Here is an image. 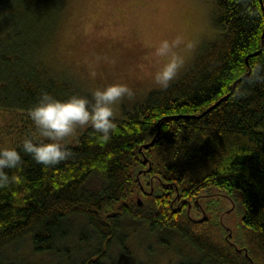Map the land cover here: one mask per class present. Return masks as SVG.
Here are the masks:
<instances>
[{
  "label": "trees",
  "instance_id": "16d2710c",
  "mask_svg": "<svg viewBox=\"0 0 264 264\" xmlns=\"http://www.w3.org/2000/svg\"><path fill=\"white\" fill-rule=\"evenodd\" d=\"M64 2L0 0V109L21 108L30 122L28 109L41 90L91 99L42 59ZM213 2L216 38L180 79L149 91L116 118L108 142L88 127L67 145L72 155L60 164L44 167L21 153L22 166L5 170L17 182L0 189V264H102L105 246L124 243L126 218L185 239L194 254L174 264H264V0ZM93 173L104 183L87 189ZM213 187L242 207L233 235L198 206L197 196ZM72 215L90 226L80 228L81 239H97L82 259L46 263L5 255L10 242L29 234L32 250L70 259L56 243L69 235Z\"/></svg>",
  "mask_w": 264,
  "mask_h": 264
},
{
  "label": "rangeland",
  "instance_id": "374dc122",
  "mask_svg": "<svg viewBox=\"0 0 264 264\" xmlns=\"http://www.w3.org/2000/svg\"><path fill=\"white\" fill-rule=\"evenodd\" d=\"M215 15L213 0H65L56 27L44 42L46 58L42 59L87 92L117 81L127 83L133 88L135 99L119 104L116 109L119 118L134 103L143 102L149 91L160 89L152 80L164 62V58L154 54L159 43L164 40L172 43V51L183 60L175 82L193 65L206 43L218 35ZM91 73H95L94 78ZM33 127L25 110L1 108L0 146L19 144ZM84 129L78 128L64 143L76 144ZM148 178L156 182L155 177ZM103 183V177L93 173L83 186L97 189ZM136 197L140 198L141 193ZM197 200L203 214L217 217L232 235L236 232L242 215L239 203L233 204L218 187L202 190ZM194 207L191 203L190 214L197 216ZM70 219L69 235L56 243L70 259L66 260L57 250H32L29 234L10 242L5 255L46 263L82 259L96 246L97 239L80 238L82 226L90 230L83 216L72 215ZM123 221L128 235L124 243L112 240L105 246L106 258L102 264H174L184 253L194 251L171 229L151 232L143 221L130 218Z\"/></svg>",
  "mask_w": 264,
  "mask_h": 264
},
{
  "label": "clouds",
  "instance_id": "9594fccd",
  "mask_svg": "<svg viewBox=\"0 0 264 264\" xmlns=\"http://www.w3.org/2000/svg\"><path fill=\"white\" fill-rule=\"evenodd\" d=\"M173 46L164 40L155 49L154 54L164 58V62L152 80L161 89L170 86L183 65V60L172 51ZM90 75L95 77V73ZM89 93L91 99L80 94L58 98L47 90H41L37 101L28 109L33 130L19 144L0 146V189L17 182V177L9 176L5 170L22 166L21 153L29 155L36 164L52 167L71 157V149L64 141L78 128L90 127L103 142L112 138L116 132V109L120 103L135 99L133 88L117 81L90 89Z\"/></svg>",
  "mask_w": 264,
  "mask_h": 264
},
{
  "label": "water",
  "instance_id": "95a60500",
  "mask_svg": "<svg viewBox=\"0 0 264 264\" xmlns=\"http://www.w3.org/2000/svg\"><path fill=\"white\" fill-rule=\"evenodd\" d=\"M263 34H264V32H263ZM150 143H151V141H150ZM147 145V144H146Z\"/></svg>",
  "mask_w": 264,
  "mask_h": 264
},
{
  "label": "flooded vegetation",
  "instance_id": "af4514ba",
  "mask_svg": "<svg viewBox=\"0 0 264 264\" xmlns=\"http://www.w3.org/2000/svg\"><path fill=\"white\" fill-rule=\"evenodd\" d=\"M188 209H190V207H188Z\"/></svg>",
  "mask_w": 264,
  "mask_h": 264
}]
</instances>
